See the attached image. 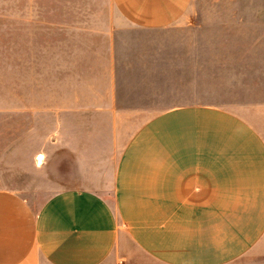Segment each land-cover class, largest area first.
Returning a JSON list of instances; mask_svg holds the SVG:
<instances>
[{"label": "crops", "instance_id": "obj_1", "mask_svg": "<svg viewBox=\"0 0 264 264\" xmlns=\"http://www.w3.org/2000/svg\"><path fill=\"white\" fill-rule=\"evenodd\" d=\"M193 1L112 0L107 40L88 43L60 108L71 181L38 207L0 188V264H264V6L230 11L225 28L247 33L241 71L208 84L190 72L206 63L201 34L137 35L213 26L196 23ZM160 59L183 73L166 77L167 106Z\"/></svg>", "mask_w": 264, "mask_h": 264}, {"label": "rangeland", "instance_id": "obj_2", "mask_svg": "<svg viewBox=\"0 0 264 264\" xmlns=\"http://www.w3.org/2000/svg\"><path fill=\"white\" fill-rule=\"evenodd\" d=\"M264 6V0H194L201 30L166 34L137 32L141 37L198 39L207 46L206 63H193L190 72H207V82L230 83L232 69L243 56L246 32L232 31L237 16L231 10ZM112 0H0V188L19 192L34 207L71 181L72 155L56 142L60 108L70 100L77 75L86 73L87 45L103 44L111 23ZM217 25V28H214ZM107 28V29H104ZM239 47L237 48L236 43ZM177 49L181 56V44ZM163 56L170 50L162 48ZM159 104L168 101L166 77H181V63L168 67L160 59ZM229 87L208 88L207 97L224 101ZM172 101L164 104L170 105ZM86 119V117L82 118ZM70 133V116H67Z\"/></svg>", "mask_w": 264, "mask_h": 264}]
</instances>
